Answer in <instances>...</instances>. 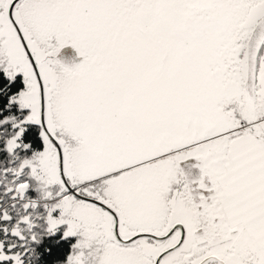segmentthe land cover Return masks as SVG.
I'll return each instance as SVG.
<instances>
[{
  "label": "snow or ice",
  "instance_id": "obj_1",
  "mask_svg": "<svg viewBox=\"0 0 264 264\" xmlns=\"http://www.w3.org/2000/svg\"><path fill=\"white\" fill-rule=\"evenodd\" d=\"M0 264H264V0H0Z\"/></svg>",
  "mask_w": 264,
  "mask_h": 264
},
{
  "label": "water",
  "instance_id": "obj_2",
  "mask_svg": "<svg viewBox=\"0 0 264 264\" xmlns=\"http://www.w3.org/2000/svg\"><path fill=\"white\" fill-rule=\"evenodd\" d=\"M61 56H62V58H64L65 60H67L69 62H72V61L79 62V60L82 59V58L77 56L75 49H73L71 46L65 47L62 50ZM190 163H193V161H190L189 164Z\"/></svg>",
  "mask_w": 264,
  "mask_h": 264
},
{
  "label": "flooded vegetation",
  "instance_id": "obj_3",
  "mask_svg": "<svg viewBox=\"0 0 264 264\" xmlns=\"http://www.w3.org/2000/svg\"><path fill=\"white\" fill-rule=\"evenodd\" d=\"M190 162V161H189ZM189 162H188V164H189ZM193 163H194V161H193ZM188 165L186 164V167H187Z\"/></svg>",
  "mask_w": 264,
  "mask_h": 264
}]
</instances>
